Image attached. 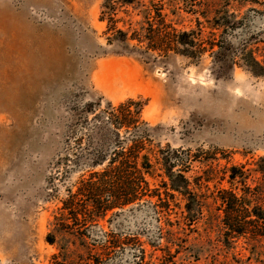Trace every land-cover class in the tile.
Here are the masks:
<instances>
[{
  "label": "rangeland",
  "instance_id": "374dc122",
  "mask_svg": "<svg viewBox=\"0 0 264 264\" xmlns=\"http://www.w3.org/2000/svg\"><path fill=\"white\" fill-rule=\"evenodd\" d=\"M143 1L179 32L193 31L203 41L210 22L228 11L237 24L220 37L230 47L228 64L217 66L211 52L192 59L146 54L137 41L129 45L139 52L111 43L104 0H0V264H49L56 252L46 243L51 224L91 170L77 157L88 144H81L82 132L93 128L94 116L84 107L100 103L101 111L129 99L143 104L151 188L166 198L169 179L158 159L161 151L178 152L190 159L186 177L205 202L203 215L189 223L186 202L175 194L169 210L149 204L116 210L120 214H109L95 234L161 241L180 256L264 264V248L254 242L226 245L218 197L221 190L242 194L232 172L247 176L252 188L261 182L264 78L252 76L242 57L243 50L252 51L264 62V0ZM141 11L117 7L118 28L130 36L140 31Z\"/></svg>",
  "mask_w": 264,
  "mask_h": 264
},
{
  "label": "trees",
  "instance_id": "16d2710c",
  "mask_svg": "<svg viewBox=\"0 0 264 264\" xmlns=\"http://www.w3.org/2000/svg\"><path fill=\"white\" fill-rule=\"evenodd\" d=\"M117 7L142 9L144 21L140 31L133 30L130 36L131 31L118 28ZM103 8L107 11L104 17L110 16L111 43L124 44L128 51H140L129 45L130 41H137L138 45H145L146 54L152 51L164 56L174 52L195 59L211 52L217 66L228 64L230 47L220 37L237 26L232 23L228 11L224 16L217 13L208 27V37L203 41L193 31L179 32L168 23L166 15L146 7L143 0H104ZM198 30L204 32L201 22H198ZM242 61L252 76L264 78V62L252 51L243 50ZM231 63L234 64L233 59ZM100 108V103H89L84 107L85 113L94 116L93 128L91 132H82L81 144L85 140L88 144L80 147L77 157L85 158L91 170L89 177L80 180L77 190L68 193L59 215L51 224L46 243L56 252L49 264H227L214 258L204 260L198 253L180 256V252H172V248L168 244L163 246L161 241L144 242L138 237H123L113 231L101 230V235L95 234L94 228L99 227L109 214L112 217L120 214L116 210L143 204L169 210V199H175V194L186 202L185 218L189 223H195L205 207L202 196L191 190L186 177L190 159H181L176 151H161L158 159L169 179V184L165 185L166 198H162L160 190L151 188L148 176H152L154 164L148 148L150 142L145 136L142 102L129 99L117 106L108 103L105 110L99 111ZM121 132L126 134L124 138ZM256 172L261 175V182L253 188L247 186L248 177L244 174L237 176L232 172L230 175L231 181L238 178L242 184V194L232 190L219 191L224 211L222 236L226 245L234 239L244 238L264 248V158L260 159ZM229 264L244 263L234 259Z\"/></svg>",
  "mask_w": 264,
  "mask_h": 264
}]
</instances>
